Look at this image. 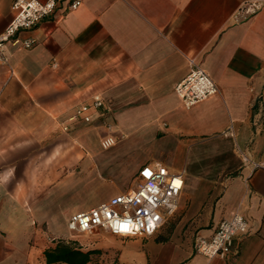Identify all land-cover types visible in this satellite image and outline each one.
<instances>
[{
	"label": "crops",
	"instance_id": "0c3cea01",
	"mask_svg": "<svg viewBox=\"0 0 264 264\" xmlns=\"http://www.w3.org/2000/svg\"><path fill=\"white\" fill-rule=\"evenodd\" d=\"M72 1L57 0L50 15L16 34L33 40L30 48L5 44L0 264H33L28 241L36 219L64 218L67 230L79 208L58 209L47 192L54 185L66 192L91 168V133L99 145L107 135L116 143L129 139L140 153L133 182L143 165L156 162L183 175L177 208L153 235L102 232L98 248L118 264H264V169L241 158L264 160V4L234 22L249 0H80L71 9ZM12 2L0 0V33L13 17ZM192 58L219 91L186 109L174 87ZM93 95L103 109L63 132L60 122ZM70 134L75 141L68 144L63 135ZM129 186L110 187L100 202ZM234 213L248 227L233 237L228 255L197 253L195 239H209ZM4 232L13 235L12 247Z\"/></svg>",
	"mask_w": 264,
	"mask_h": 264
},
{
	"label": "built area",
	"instance_id": "2783aa9c",
	"mask_svg": "<svg viewBox=\"0 0 264 264\" xmlns=\"http://www.w3.org/2000/svg\"><path fill=\"white\" fill-rule=\"evenodd\" d=\"M57 0H13V17L0 33V64H6L8 54L5 44L30 48L34 41L19 39L16 34L20 30L31 29L44 17L50 15ZM80 0L70 3L71 9L80 5ZM264 0L242 2L232 15L234 22L247 20L260 10ZM182 106L189 109L201 103L219 91L217 83L195 59H189V70L174 87ZM104 102L99 95H93L89 102L78 104L73 113L60 122L63 132L78 122L89 123L93 113L103 109ZM230 126L226 133L231 134ZM116 138L112 135L100 139L102 149L115 145ZM243 164L252 169H264V160L253 162L242 154ZM183 188L182 173L171 172L161 163L145 164L138 173L134 187L111 196L95 206L75 211L66 220V228L70 233L90 235L99 230L120 237L153 235L177 208V199ZM247 220L240 213H234L223 219L214 234L209 238L197 237L194 248L197 253L208 259L226 257L231 250L235 235L247 231Z\"/></svg>",
	"mask_w": 264,
	"mask_h": 264
},
{
	"label": "rangeland",
	"instance_id": "374dc122",
	"mask_svg": "<svg viewBox=\"0 0 264 264\" xmlns=\"http://www.w3.org/2000/svg\"><path fill=\"white\" fill-rule=\"evenodd\" d=\"M63 139L68 144L75 141L71 134L63 135ZM89 140L92 143V149H90L91 168H84L78 172L77 182L66 192L61 193L63 186L59 185H54L47 192V196L54 199V206L58 209L70 210L72 205L79 210L90 208L108 194L110 187L120 189L127 188L129 185V188H132L135 185L136 181L133 182L131 172L135 166L134 161L140 156V153L129 148V139L122 138L108 149L101 148L94 133L90 134ZM32 226L34 231L30 234L28 243L33 255V264H46L43 251L62 240L71 242L75 246L97 249L98 252L92 256L89 264H118L116 256H109L104 248H98L101 234L106 231H98L90 235L73 234L65 230V219L59 217L38 219V221L36 219ZM2 236L4 244L9 243V246L12 247L11 244H14L13 235L4 232Z\"/></svg>",
	"mask_w": 264,
	"mask_h": 264
},
{
	"label": "trees",
	"instance_id": "16d2710c",
	"mask_svg": "<svg viewBox=\"0 0 264 264\" xmlns=\"http://www.w3.org/2000/svg\"><path fill=\"white\" fill-rule=\"evenodd\" d=\"M97 249H82L68 241H58L43 251L46 264H87Z\"/></svg>",
	"mask_w": 264,
	"mask_h": 264
}]
</instances>
